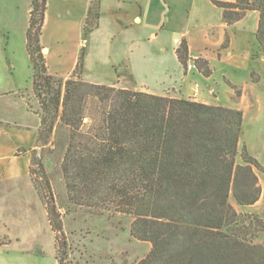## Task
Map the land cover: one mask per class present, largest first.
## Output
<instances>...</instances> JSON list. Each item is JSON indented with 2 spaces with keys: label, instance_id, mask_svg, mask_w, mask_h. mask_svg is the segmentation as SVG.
<instances>
[{
  "label": "trees",
  "instance_id": "trees-1",
  "mask_svg": "<svg viewBox=\"0 0 264 264\" xmlns=\"http://www.w3.org/2000/svg\"><path fill=\"white\" fill-rule=\"evenodd\" d=\"M232 25L247 12L259 13L257 42L264 54V0L214 1ZM47 0H31L27 51L33 66V92L40 106L39 143L47 146L58 125L69 131L62 172L77 207L133 218L130 235L151 244L136 264H264V221L237 211L262 195L259 162L240 152L243 113L223 106L116 89L82 80V57L70 79L48 72L43 30ZM101 0H92L83 32L99 27ZM187 68L189 48L176 51ZM197 68L208 75L206 63ZM104 105L96 133H83L85 103ZM240 160V162L238 161ZM44 179L46 176L42 173ZM46 183V181H45ZM39 194L55 233L57 264L66 244L60 213L49 187ZM61 250V251H60Z\"/></svg>",
  "mask_w": 264,
  "mask_h": 264
},
{
  "label": "rangeland",
  "instance_id": "rangeland-1",
  "mask_svg": "<svg viewBox=\"0 0 264 264\" xmlns=\"http://www.w3.org/2000/svg\"><path fill=\"white\" fill-rule=\"evenodd\" d=\"M85 1L47 0L48 25L43 30V36L48 47L52 48V53L55 48L62 51L61 59L50 56L51 63L60 60L69 65L77 46L83 43L80 53L82 75L88 80L102 82L108 87L111 86L107 84L117 82L120 77L127 81L125 75L128 65L130 70H134L136 87L148 86L152 90H160L159 87L169 80L166 71L177 63L173 50L177 47L175 39L180 38V35L172 32L173 27L171 24L168 25L169 21H178L175 27L179 28L180 21L182 23L185 21L186 26H190L203 20L197 15L196 10L189 15L187 8L176 9L174 0H151L148 10L129 1L120 5L122 12L128 15L125 22L131 25L130 32L138 33V27L132 19V14L136 12L155 27L153 32L157 35V38L153 39L149 37L148 32L141 34L139 39L144 44L141 50H145L136 52L131 65L132 62H128L129 36L127 34L119 36L117 34L119 29L115 28L112 13L115 4L111 0L104 1L105 18L102 30L96 29L85 36L82 28L84 25L81 22L83 20L81 5L84 6ZM195 1V8L204 10L208 16L210 0ZM30 9L31 0H0V94L7 90H26L33 87L34 71L26 45ZM114 36H117V39H114ZM164 51L166 53H163ZM43 53L46 57L47 51ZM72 75L73 73L67 79ZM23 94L27 95L30 108L40 112L34 92L33 95L29 91H24ZM102 111L104 105L98 100H87L81 127L83 133H96L101 124ZM245 133L247 138L258 139L259 133L262 132L249 129L247 125ZM262 134L263 137H259L261 140L264 138V133ZM69 141L68 129L57 124L49 144L43 146L38 142L37 148L31 151V160L26 169L40 203L36 201V192L29 188L22 191L11 190V193L5 192L2 197L0 196V264H57L56 257L61 254L58 253L55 233L48 220L45 201L39 194L40 185L41 193H44L45 185L49 187L52 203H55L60 213L63 241L66 244L63 264H136L150 252V243L139 242L130 235L132 217L106 210L77 207L70 201L62 172ZM260 142H255L252 150H255L258 160L264 164V149L259 146ZM242 149L243 147H240V152ZM257 175L258 178L259 176L264 178V172L257 171ZM231 203L237 211L257 215L264 221V197L254 208L253 206L240 208L235 205L232 198ZM256 243L264 245V234Z\"/></svg>",
  "mask_w": 264,
  "mask_h": 264
},
{
  "label": "crops",
  "instance_id": "crops-1",
  "mask_svg": "<svg viewBox=\"0 0 264 264\" xmlns=\"http://www.w3.org/2000/svg\"><path fill=\"white\" fill-rule=\"evenodd\" d=\"M91 1L86 0L85 5H81V11L83 9L82 25H84L83 23L88 15ZM104 1L101 0V16L97 31L102 30L104 24ZM111 1L115 4V9L112 13H114L113 17L115 18V28L119 29L117 34L119 36L126 34L129 36L130 57L128 62L130 63L134 60L137 51L142 52L145 50H141L144 45L142 40L139 39L141 34L148 32L149 37L153 39H156L157 35L153 32L155 27L136 12L132 14V19L138 27V33H135V31L130 32L131 25H127L125 22L128 15L126 12H122L120 5L129 1L148 10L151 0ZM214 1L225 3L236 2V0H210V14L207 16L204 10L195 8V0H174V7L176 9L179 10L181 7L184 10L187 8L189 15H192L196 10L197 15L203 20L190 26H186L185 21L183 23L180 21L179 28L175 27L178 21H169L168 23V25L171 24L173 27V30L171 29L172 32L180 35V38H176L175 41L182 42L185 40L187 42L190 58L188 64L195 63L196 60L204 61L206 68L210 71L208 75H205L198 68L196 71H190L182 66L176 53L179 48V45H177L173 50L177 62L176 66L166 71V77L169 80L159 87L160 90H152L148 86L146 88L144 86V88L136 87L137 81L134 70H130V66L128 65L126 66L128 71H126L125 75L127 81H123L118 76L120 78L117 79V82L107 85L123 89L131 88L134 91L155 96L191 100L205 105L223 106L241 111L244 122L240 147H245L264 169V164L258 160L255 150H252L256 145L255 142L259 141H261L259 146L264 149V138L262 140L259 138L263 137L262 133H264V54L259 47L256 37L259 26V13L247 12L240 21L229 25L223 20V10L217 7ZM169 6L170 4L167 7ZM177 18L178 15H176L175 19L177 20ZM186 23L188 25V21ZM47 25L48 17L45 19L44 28ZM114 37V39H117V36ZM42 45L45 51H47L46 60L49 73L65 79L69 78L77 67L82 51L81 46L84 44L80 43L77 46L69 65L60 60L51 63L50 56L61 59L63 57L62 51L55 48L53 50L54 53H52V48L48 47L44 36L42 38ZM163 53L166 52L164 51ZM131 65H133V62ZM82 79L91 84L104 85L99 81L88 80L83 75ZM24 91H29L33 95V87L26 90H7L0 94L1 197L5 192L7 194L11 193V190L22 191L29 188L36 192L26 168H28V163L31 160V151L37 148L41 119L30 108L28 97L26 94H23ZM247 125L249 129L262 132L259 133L258 139L246 137L245 128ZM259 182L263 190L262 197L253 208L258 206L264 197V178L259 176ZM36 195L38 198H36V201L40 203L41 201L37 192Z\"/></svg>",
  "mask_w": 264,
  "mask_h": 264
},
{
  "label": "built area",
  "instance_id": "built-area-1",
  "mask_svg": "<svg viewBox=\"0 0 264 264\" xmlns=\"http://www.w3.org/2000/svg\"><path fill=\"white\" fill-rule=\"evenodd\" d=\"M175 43L177 44V45H179L180 46V44H181V42L180 41H175ZM187 70H190V71H196L197 70V66L195 65V63H189L188 65H187Z\"/></svg>",
  "mask_w": 264,
  "mask_h": 264
},
{
  "label": "water",
  "instance_id": "water-1",
  "mask_svg": "<svg viewBox=\"0 0 264 264\" xmlns=\"http://www.w3.org/2000/svg\"><path fill=\"white\" fill-rule=\"evenodd\" d=\"M44 51H45V49H44Z\"/></svg>",
  "mask_w": 264,
  "mask_h": 264
}]
</instances>
